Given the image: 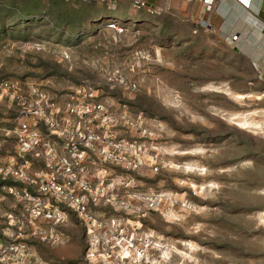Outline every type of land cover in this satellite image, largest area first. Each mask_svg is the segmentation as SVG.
Returning <instances> with one entry per match:
<instances>
[{
  "label": "rangeland",
  "instance_id": "374dc122",
  "mask_svg": "<svg viewBox=\"0 0 264 264\" xmlns=\"http://www.w3.org/2000/svg\"><path fill=\"white\" fill-rule=\"evenodd\" d=\"M104 11L101 2L0 0V82L37 86L58 102L89 84L112 116L108 130L145 149L136 170L105 166L114 190L94 209L120 220L122 238L138 236V249L150 241L145 264H264V84L208 25L144 9L115 30ZM14 117L2 100L5 164L17 153ZM243 118L254 125L242 130ZM21 187L0 178V264H132L118 260V247L110 263L86 259L89 237L70 212L57 225L29 221ZM124 245L119 254L130 256Z\"/></svg>",
  "mask_w": 264,
  "mask_h": 264
},
{
  "label": "built area",
  "instance_id": "2783aa9c",
  "mask_svg": "<svg viewBox=\"0 0 264 264\" xmlns=\"http://www.w3.org/2000/svg\"><path fill=\"white\" fill-rule=\"evenodd\" d=\"M82 3L106 2L107 0H77ZM248 7L247 0H236ZM132 8H145V3L135 0ZM110 28L115 30V23ZM264 30V27H263ZM237 36L231 38L235 41ZM89 84L79 85L62 101L58 102L45 90L34 85L12 81L0 82V102L7 99L15 110L18 147L15 160L0 162V178L12 179L21 185L19 195L25 203L29 221L50 222L54 225L66 221L68 212L83 224L89 237L86 259L110 263L112 249L127 244L137 249L134 233L122 238L124 225L120 220L105 219L94 209L109 202L107 194L114 190L112 183H105V166L116 165L136 170L145 163V149L135 141L117 140L108 130L113 123L105 105L94 94ZM150 167L156 161L150 158ZM153 171L157 169L152 168ZM16 196L15 187L8 188ZM133 213L132 206H125ZM135 232V231H134ZM106 233L112 234L111 236ZM112 237V238H110ZM114 243L111 244V240ZM144 243L148 239H138ZM150 241L139 249L141 264L149 259ZM1 249V247H0ZM13 250L12 247L2 251ZM121 251V249H120ZM116 254L122 263L133 261V256ZM4 256L0 255V263Z\"/></svg>",
  "mask_w": 264,
  "mask_h": 264
},
{
  "label": "crops",
  "instance_id": "0c3cea01",
  "mask_svg": "<svg viewBox=\"0 0 264 264\" xmlns=\"http://www.w3.org/2000/svg\"><path fill=\"white\" fill-rule=\"evenodd\" d=\"M133 1L101 2L105 6L101 16L107 21H128L147 9L171 13L193 27L208 25L218 43L245 59L264 84V0H247V8L236 0H139L145 3L139 11L132 8ZM233 36H237L235 41L231 40Z\"/></svg>",
  "mask_w": 264,
  "mask_h": 264
},
{
  "label": "bare ground",
  "instance_id": "6f19581e",
  "mask_svg": "<svg viewBox=\"0 0 264 264\" xmlns=\"http://www.w3.org/2000/svg\"><path fill=\"white\" fill-rule=\"evenodd\" d=\"M241 98H243L244 96H240ZM239 97V98H240ZM252 125H254L252 122H250V121H248L246 118L244 119H242L241 121H239V123H238V127L239 128H241L242 130L243 129H247V128H249L250 126H252ZM148 167H150V162H147V164H146ZM123 244H121L120 243V249H121V246H122ZM134 247V246H133ZM132 247V248H133ZM192 245H190V248L192 249ZM195 247V246H194ZM123 248H124V250H126V252L127 253H129V254H131V252L129 251V250H132V248H129L127 245H124L123 246ZM121 250H123V249H121ZM135 250H138L139 251V249L137 248V249H135ZM121 252V251H120ZM140 254V253H139ZM133 256V255H132ZM169 256V253L168 252H164V258H167ZM185 256H187L186 254H185ZM135 257V256H134ZM133 257V258H134ZM140 257H141V254H140ZM132 258V259H133ZM141 259V258H140ZM167 259H169V258H167ZM133 261H135V262H137V259L136 260H133ZM142 261V260H141ZM141 261H139V262H137L138 264H141Z\"/></svg>",
  "mask_w": 264,
  "mask_h": 264
},
{
  "label": "trees",
  "instance_id": "16d2710c",
  "mask_svg": "<svg viewBox=\"0 0 264 264\" xmlns=\"http://www.w3.org/2000/svg\"><path fill=\"white\" fill-rule=\"evenodd\" d=\"M109 22H111V23H115V24H118V22L115 21V20H111V21H109Z\"/></svg>",
  "mask_w": 264,
  "mask_h": 264
}]
</instances>
